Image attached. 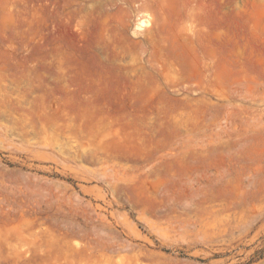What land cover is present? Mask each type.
<instances>
[{
    "label": "rangeland",
    "instance_id": "rangeland-1",
    "mask_svg": "<svg viewBox=\"0 0 264 264\" xmlns=\"http://www.w3.org/2000/svg\"><path fill=\"white\" fill-rule=\"evenodd\" d=\"M0 264H264V0H0Z\"/></svg>",
    "mask_w": 264,
    "mask_h": 264
}]
</instances>
